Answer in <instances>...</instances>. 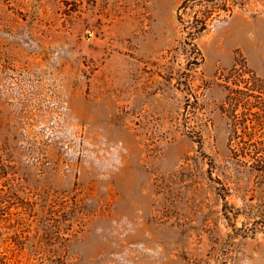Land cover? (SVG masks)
Wrapping results in <instances>:
<instances>
[{
	"label": "rangeland",
	"instance_id": "1",
	"mask_svg": "<svg viewBox=\"0 0 264 264\" xmlns=\"http://www.w3.org/2000/svg\"><path fill=\"white\" fill-rule=\"evenodd\" d=\"M183 1L0 0V264H264V0Z\"/></svg>",
	"mask_w": 264,
	"mask_h": 264
},
{
	"label": "trees",
	"instance_id": "2",
	"mask_svg": "<svg viewBox=\"0 0 264 264\" xmlns=\"http://www.w3.org/2000/svg\"><path fill=\"white\" fill-rule=\"evenodd\" d=\"M205 1L211 2L206 4L201 17L196 16L195 25L188 32L185 43L191 42L200 33L206 30L210 18L224 11L229 14L233 11L232 2L235 0H184L178 8V20L184 25V18L181 14L183 8L189 2ZM185 27V26H184ZM247 69V67H246ZM234 67L229 71L228 77V94L223 102L221 109L225 112L230 120L231 134L238 135L239 128H252L262 124L264 120V78L259 77L250 69ZM247 75V77H246ZM233 85L230 87V85Z\"/></svg>",
	"mask_w": 264,
	"mask_h": 264
}]
</instances>
